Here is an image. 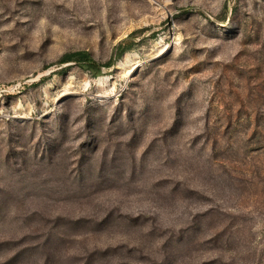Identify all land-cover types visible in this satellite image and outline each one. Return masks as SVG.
Masks as SVG:
<instances>
[{"label":"rangeland","instance_id":"rangeland-1","mask_svg":"<svg viewBox=\"0 0 264 264\" xmlns=\"http://www.w3.org/2000/svg\"><path fill=\"white\" fill-rule=\"evenodd\" d=\"M0 264H264V0H0Z\"/></svg>","mask_w":264,"mask_h":264},{"label":"trees","instance_id":"trees-1","mask_svg":"<svg viewBox=\"0 0 264 264\" xmlns=\"http://www.w3.org/2000/svg\"><path fill=\"white\" fill-rule=\"evenodd\" d=\"M130 48V41L125 39L119 42L115 47L113 54L106 62L96 61L88 51L86 50H75L66 52L59 59V63L65 62H76L83 69L87 70L92 76L96 77L101 73L102 67L109 68L115 64V62L123 55L127 49Z\"/></svg>","mask_w":264,"mask_h":264}]
</instances>
